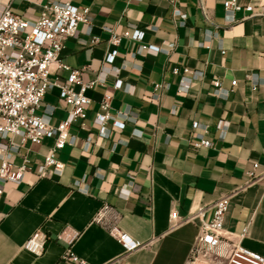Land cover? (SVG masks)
Listing matches in <instances>:
<instances>
[{"label": "crops", "instance_id": "1", "mask_svg": "<svg viewBox=\"0 0 264 264\" xmlns=\"http://www.w3.org/2000/svg\"><path fill=\"white\" fill-rule=\"evenodd\" d=\"M8 1L16 12L36 17L49 0H0V8ZM69 1L89 7V22L67 38L62 59L85 67V80L100 81L88 90L93 101L85 126L72 125L75 143L58 151L65 167L49 168L46 176L35 171L52 142L47 137L42 144L21 146L34 166L24 180L0 181V264H74L62 258L66 243L56 238L67 224L80 230L73 247L88 264H189L200 222L192 215L204 206L205 217L211 218L215 200L224 194L230 195L225 229L234 237L246 229L242 243L264 255V177L258 176L264 166V0H239L254 9L237 11L238 19L231 22L224 0ZM104 25L119 32L142 28L144 42L174 40L176 48L170 55L146 49L133 57L140 41L123 37L114 64L125 67L117 72L104 62L112 47ZM93 35L98 42H90ZM175 64L203 68L205 74L192 80L188 92H180L182 73L171 72ZM248 73L258 76L257 87ZM67 74L61 72L63 78ZM119 76L131 82L130 91L113 86ZM216 77L230 88L227 96L217 94ZM163 81L170 85L154 99V84ZM105 92L114 94L112 113L127 110V124L117 129L109 121L107 137L87 142L88 136L98 137L95 118ZM59 93L54 87L44 98L56 105L54 123L67 115ZM194 120L207 129L194 130ZM196 131L210 136L214 145L196 146ZM9 156L22 160L14 151ZM254 162L260 164L257 176H249ZM83 177L87 192L73 184ZM103 201L120 210L122 228L143 246L125 253L94 219ZM175 209L179 221L173 224ZM38 227L51 236L40 255L24 247ZM219 260L228 264L216 253L196 264Z\"/></svg>", "mask_w": 264, "mask_h": 264}, {"label": "built area", "instance_id": "2", "mask_svg": "<svg viewBox=\"0 0 264 264\" xmlns=\"http://www.w3.org/2000/svg\"><path fill=\"white\" fill-rule=\"evenodd\" d=\"M253 4H243L239 0H224V10L227 22L237 18L239 10H253ZM89 7L78 6L69 0H49L36 17L26 16L16 12L11 1L0 8V181L20 182L24 180L26 172L33 170L32 159L20 150L28 142L42 144L44 139L52 138L44 160L36 166L35 171L39 176L48 175V169L62 170L65 162L58 157V151L66 144H74L77 133L72 131V125L85 126L88 110L93 101L88 90L98 80L94 77L85 80L82 70L85 68L72 67L62 59V51L68 37L74 36L83 22H89ZM208 13V12H207ZM110 32L109 43L112 45L105 57V63L111 69L119 72L123 66L114 64L118 54V46L123 37L139 40L137 50L132 51L134 57L137 52L144 50L163 51L170 55L176 48V41L165 40L164 44L144 42L145 29H126L119 32L114 26L104 25ZM213 35L212 32L206 31ZM99 41L97 35L91 37L90 42ZM63 70H68L67 76H61ZM171 72L182 73L179 85L180 92H188L192 80L202 78L205 74L203 68L182 67L175 64ZM191 73L192 76L188 75ZM54 74V77H52ZM254 87L259 85L258 76L248 73ZM217 94L227 96L230 88L223 85L221 79L216 77L212 80ZM232 86L237 84L233 79ZM168 81L156 82L154 84L152 97L159 99L165 89L169 87ZM115 88L131 90V82L122 77L114 80ZM54 87L60 89L59 96L64 101L67 115L54 123L52 118L56 105L45 102L47 92ZM114 94L105 92L100 100L99 110L96 113V122L99 124L97 138L87 137V142H97L98 138L107 137L110 133L108 122L117 129L125 128L127 124V110L111 112V102ZM203 124L199 120L193 121V128L197 130ZM225 127L221 128L220 134L225 135ZM200 137L196 146H212L213 139L204 132L196 131ZM16 137L19 139L17 140ZM10 151L22 156L17 162L11 159ZM258 162L248 170L249 176H257ZM264 177V166L258 175ZM73 184L81 191H89V184L85 178H77ZM2 191L0 187V192ZM230 205V195L219 196L213 204L211 218L205 217V207L201 206L192 217L196 216L200 222L198 234L191 250L189 264H196L200 260H208L212 254L224 255L228 264H264V255L249 248L242 243L246 229L234 237L224 227V220ZM121 212L113 204L103 201L94 219L101 223L121 243L125 253L131 252L145 244L140 239L132 237L120 224ZM173 224L179 221L178 210L171 212ZM80 230L67 224L57 234L56 238L66 245L62 252V258L74 264H88V260L74 250V242L78 238ZM51 238L50 234L43 228L38 227L25 241L24 247L29 251L40 255L46 249V244ZM219 260V264H224Z\"/></svg>", "mask_w": 264, "mask_h": 264}]
</instances>
